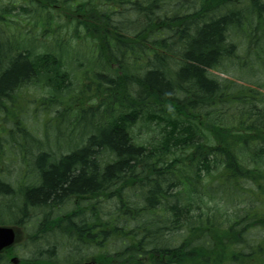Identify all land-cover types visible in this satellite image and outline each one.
<instances>
[{"label":"trees","instance_id":"trees-1","mask_svg":"<svg viewBox=\"0 0 264 264\" xmlns=\"http://www.w3.org/2000/svg\"><path fill=\"white\" fill-rule=\"evenodd\" d=\"M180 1L25 0L31 28L61 27L44 74L0 10V226L22 236L0 264H264V0Z\"/></svg>","mask_w":264,"mask_h":264},{"label":"rangeland","instance_id":"rangeland-1","mask_svg":"<svg viewBox=\"0 0 264 264\" xmlns=\"http://www.w3.org/2000/svg\"><path fill=\"white\" fill-rule=\"evenodd\" d=\"M24 2L25 0H0V10H4V9L9 10L7 11V15H6L7 20H4V27L1 28L2 36H3L2 38L7 39V40H17V41L19 40L35 41V44L33 43V51L31 55V59H32V62L34 61L36 63V66H37L36 70L44 74L48 66H44L41 69L39 65L37 64L38 62L36 58L37 56L43 55V54L46 56L50 55V56H54L57 58H59L60 54L62 55V53L55 52L56 40H58L61 37V27L57 25L45 35H42V32H43L42 26L38 27L37 25H35L34 28H31L33 27L31 23L33 22L35 18L34 15L31 14L32 12H30L29 15L27 14L24 15V13H21V11H19L22 5H24ZM13 7H15V10H12ZM30 16H33V18L31 19ZM66 27L71 28V25H68ZM30 41H29V44H30ZM63 41L64 42L66 41V44L68 45V50H70V53H71L65 56V62H66L65 71L71 77L73 89H78L77 91H79V89L83 87L82 84H84L85 78L89 76V73L86 72V69L91 64L88 65V62H87L88 56H86L87 54H86V49H85V48L89 49V47L87 43L81 42L79 40L69 39V40H63ZM76 43L83 44L85 48H82L81 50H79V47L76 45ZM62 57L64 59L63 55ZM97 71H99V69H97ZM133 72L136 75H142L144 73V70L140 68L139 69L135 68L133 69ZM214 73L217 76L221 78H225V79L226 78L231 79L234 75V74L228 75V72H224L221 69L214 71ZM37 84H40V83H37ZM44 86L45 85L30 86L29 93L42 98L45 96L48 90V88ZM139 120L140 122L137 123V125L134 126L132 130V133L135 139L142 137L144 138V140H149L151 143H153V139L158 141V139L160 138L159 130L161 128L160 127L161 123H157V122L152 123L151 118H150L149 121H151L152 123L150 125H151V128L153 129L147 130L146 122H145L146 119L141 117ZM92 132L93 131L91 130L90 133ZM197 156L198 155H196V157ZM10 175L13 176V178H17L20 175V169H19L18 163H16L14 167L10 168ZM254 234L264 235V229L259 228L258 230L254 231ZM22 243H25V242H22ZM81 249H82L81 253H76V252L74 253L73 250H72L73 253L71 251H67V254L66 252H63V251L58 252V255H59L58 258L60 257V261H61L60 263L66 264L64 263V261L67 260V258H71V257H74V258L84 257L83 261L81 260L80 261L85 262L86 260H90L96 253V251L93 248H86V249L81 248ZM13 251L16 254H19L21 252V246L16 245ZM78 254L80 256H78ZM17 264H20V260H19V263Z\"/></svg>","mask_w":264,"mask_h":264},{"label":"water","instance_id":"water-1","mask_svg":"<svg viewBox=\"0 0 264 264\" xmlns=\"http://www.w3.org/2000/svg\"><path fill=\"white\" fill-rule=\"evenodd\" d=\"M16 241V232L13 228L0 227V252L11 247Z\"/></svg>","mask_w":264,"mask_h":264},{"label":"bare ground","instance_id":"bare-ground-1","mask_svg":"<svg viewBox=\"0 0 264 264\" xmlns=\"http://www.w3.org/2000/svg\"><path fill=\"white\" fill-rule=\"evenodd\" d=\"M182 1V0H181ZM181 1H180V3H181ZM1 62V61H0Z\"/></svg>","mask_w":264,"mask_h":264}]
</instances>
